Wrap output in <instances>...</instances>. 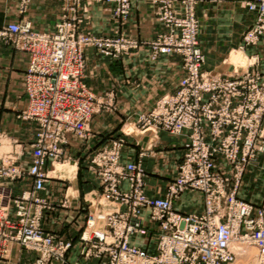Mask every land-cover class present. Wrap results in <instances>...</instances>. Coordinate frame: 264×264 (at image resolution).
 Instances as JSON below:
<instances>
[{
  "label": "built area",
  "instance_id": "1",
  "mask_svg": "<svg viewBox=\"0 0 264 264\" xmlns=\"http://www.w3.org/2000/svg\"><path fill=\"white\" fill-rule=\"evenodd\" d=\"M64 1L63 11L73 13L83 2L114 3L116 19H124L131 4V0ZM196 1L154 0L166 32L150 44V57L180 54L184 77L173 94L161 97L136 119L142 129L188 133L177 175L164 198H150L144 192L145 173L140 164L120 161L125 139L111 138L99 148L90 168L99 180L98 197L114 207L105 214L88 215L81 237L87 260L96 259L99 264H236L242 257L234 246L238 243L254 251L255 264H264V199L254 206L237 197L247 167L264 153V72L213 75L202 71L205 57L197 40ZM28 2L23 0L20 13ZM244 5L256 19L243 41L255 45L264 36V0H247ZM79 24L76 15L63 12L53 33L35 32L27 22L0 29L2 39L28 56L27 106L19 117L38 127L28 169L20 164L25 150L17 140L9 141L10 150L0 154V259L17 245L35 255L34 264H65L71 247L70 242L45 233L41 225L42 212L52 209V203L36 196L49 179L46 163L67 158L69 135L87 140L92 116L108 109L111 102L112 94L96 96L84 83L85 49L93 47L116 58L138 47L136 41L122 37L80 33ZM22 180L31 190L13 197L9 185ZM123 182L128 183L127 190L119 188ZM185 192L202 196L200 213L174 210L173 202ZM146 209L157 235L154 254L129 243L132 237L148 235L142 220Z\"/></svg>",
  "mask_w": 264,
  "mask_h": 264
},
{
  "label": "crops",
  "instance_id": "2",
  "mask_svg": "<svg viewBox=\"0 0 264 264\" xmlns=\"http://www.w3.org/2000/svg\"><path fill=\"white\" fill-rule=\"evenodd\" d=\"M131 11L126 19L113 17L116 5L111 2L83 3L76 11L79 17V32L96 37H130L152 41L164 29L156 18L157 6L150 0H131ZM20 0H0V29L11 24L27 22L35 32L53 33L64 8L63 0H30L27 9L19 13ZM199 20V45L205 57L202 71L216 75H234L239 71L264 72V37L257 45L243 46L242 37L254 22L255 15L241 6V0H202L196 8ZM233 53L253 60L254 66L240 67L231 62ZM150 49L142 46L119 59L104 56L88 47L84 51V83L96 96L106 92L115 94L118 111L101 112L92 116L88 129L90 135L84 142L69 136L67 146L69 163L54 167L49 162L45 167L49 179L45 189L36 196L55 205L44 212L45 230L61 235L72 242L68 261L78 259L79 236L90 213L99 212V203L93 195L99 191L96 176L89 170V163L96 149L109 137L125 136L126 144L121 150V163L137 162L146 172L144 179L146 194L151 198L164 196L167 185L176 175L182 161L187 132L172 136L165 132H141L135 121L141 113L149 111L158 99L173 94L183 76L180 55L171 53L150 60ZM28 56L14 49L0 37V135L4 142L17 140L25 150L20 164L24 169L30 165V145L33 143L37 125L24 121L19 116L26 109L24 75ZM264 137V121L262 124ZM131 128L133 133H127ZM133 128V129H132ZM74 165V174L65 176V168ZM57 167L62 170L57 171ZM54 172L58 175L52 176ZM127 187V183L121 185ZM11 195L18 196L30 190L24 180L10 185ZM237 197L254 206L264 199V153L250 164L242 178ZM95 205L94 211L92 207ZM114 207L109 204V208ZM174 210L182 214L200 213L203 209L202 196L185 192L173 203ZM143 221L148 224L149 210H144ZM155 237V233H152ZM147 239L133 238L132 244L144 245ZM155 240L151 237L149 252ZM35 259L33 254L11 246L6 261L0 264H27ZM84 264H96L95 261Z\"/></svg>",
  "mask_w": 264,
  "mask_h": 264
},
{
  "label": "rangeland",
  "instance_id": "3",
  "mask_svg": "<svg viewBox=\"0 0 264 264\" xmlns=\"http://www.w3.org/2000/svg\"><path fill=\"white\" fill-rule=\"evenodd\" d=\"M151 2H153L154 4H156L155 2H154V0H150ZM202 0H197L196 1V4L194 5V14H195V18H196V20H197V22H198V33H197V40H198V45H199V20H198V18H197V16H196V8H197V6H198V4L201 2ZM247 0H241V6L245 9V10H247L248 12H250L246 7H245V5H244V2H246ZM29 2H30V0H29ZM29 2H28V4H29ZM132 2V1H131ZM158 2V1H157ZM63 3L65 4V1L63 0ZM83 3H85V2H83ZM82 3V4H83ZM21 4H23V0H20V5H19V13H20V11H21ZM28 4L26 5V8H25V10L27 9V6H28ZM132 4V3H131ZM131 4H130V11H131ZM177 5H180V4H177ZM156 6H157V9H156V18H157V21L159 22V20H158V17H157V12H158V10H159V4L157 3L156 4ZM80 8H82V6L80 7ZM116 8V7H115ZM64 9V8H63ZM63 9H62V13L64 12V13H66V14H68L69 16H74V15H76V11L73 13V12H69V10H65V11H63ZM115 11V10H114ZM130 11H129V13L127 14V16L130 14ZM114 13V12H113ZM252 13V12H251ZM254 15H255V18H254V22H255V19H256V14L255 13H253ZM127 16L124 18V19H126L127 18ZM76 17H77V19H79V17L76 15ZM115 18V17H114ZM116 19V18H115ZM59 20V19H58ZM120 20H123L122 18L120 19ZM254 22H253V24L251 25V27L249 28V29H251L252 28V26L254 25ZM160 23V22H159ZM161 24V23H160ZM161 26L163 27V29H164V31L163 32H161V33H159L152 41L150 40V41H145V40H137V39H134V38H130V37H123V36H120V37H122V38H125V39H129V40H133V41H136L137 43H138V47L136 48V49H132L131 51H129L127 54H125V55H128V54H130V53H132L133 51H135V50H138L140 47H142V46H148L149 47V49H150V51H151V48H150V44L152 43V42H154V41H156L157 40V38H158V36L160 35V34H164L165 32H166V29L164 28V26L161 24ZM248 29V30H249ZM78 30H79V26H78ZM247 30V31H248ZM247 31H245V33H244V35H243V37L245 36V34L247 33ZM83 34H89V33H83ZM96 37V36H95ZM120 37H109V38H120ZM243 37H242V44H243V46H250V45H245L244 44V41H243ZM262 37H264V36H262ZM261 37V38H262ZM260 38V39H261ZM260 39H259V41H260ZM258 41V42H259ZM258 42H257V44H258ZM257 44H255V45H257ZM252 46H254V45H252ZM93 48V47H92ZM199 48H200V45H199ZM95 49V48H94ZM200 50H201V48H200ZM202 52V51H201ZM175 54H177V55H180V54H178V53H175ZM203 54V53H202ZM124 54L123 55H120V56H118V57H116V59H119V58H121L122 56H125ZM181 56V55H180ZM150 57V56H149ZM112 58H114V57H112ZM158 58V57H157ZM156 58V59H157ZM156 59H154V60H152L151 59V57H150V60L151 61H155ZM181 59H182V56H181ZM231 62L232 63H234L236 66H240V67H243V68H245V67H248V66H254L255 65V63L256 62H254L253 60H251V59H249V58H247L246 56H243V55H241V53H233L232 54V57H231ZM84 71H85V69H84ZM182 71H183V61H182ZM242 71V70H241ZM241 71H239V72H241ZM247 71V70H246ZM248 71H252V70H248ZM254 71H256V70H254ZM205 72V71H204ZM257 72H259V71H257ZM208 73H211V74H213V75H216L215 73H213V72H208ZM184 77V71H183V76H182V78ZM181 78V79H182ZM181 79H180V81H181ZM179 81V82H180ZM178 82V83H179ZM86 85V84H85ZM105 94H112V97H111V102H108V104H109V106H108V109H105V108H103L100 112H98V113H101V112H108V113H116L117 111H118V108H117V104H116V102H115V94L113 93V92H106ZM104 94V95H105ZM159 100V99H158ZM157 100V101H158ZM156 101V102H157ZM145 113V112H144ZM142 114V113H141ZM135 126L141 131V132H145V131H152L153 133H155V132H159V131H161V130H153V129H142V128H140L139 126H137L136 125V121H135ZM263 126V125H262ZM37 127V126H36ZM130 130H131V128H129ZM133 129V128H132ZM37 130H38V127H37ZM161 132H165V131H161ZM127 133H133V131L131 130V132H129V130H127ZM165 133H167V132H165ZM36 134H37V132H36ZM169 135H172V136H177V135H173V134H170V133H168ZM181 135V134H180ZM69 136H71V135H69ZM69 136H68V138H69ZM114 137H122L123 139H125V136H113V137H109L108 139H107V141H106V143L111 139V138H114ZM35 140H36V137H35V139H34V141H33V143L35 142ZM86 141V140H85ZM126 141V140H125ZM80 142H84V141H80ZM32 143V144H33ZM106 143H104L103 145H101V146H99L97 149H96V151L93 153V155H92V157H91V159H90V163H89V170H91L92 172H93V174L96 176V174L94 173V171L90 168V165H91V160H92V158H93V156H94V154L97 152V150L99 149V148H101L102 146H104ZM32 144L30 145V153L32 154V150H31V146H32ZM124 147V146H123ZM122 147V148H123ZM10 150V147H9V145H8V142H4L3 143V146L0 148V154H2V153H4V152H7V151H9ZM68 150V149H67ZM122 150V149H121ZM68 154V153H67ZM184 155V154H183ZM120 157H121V155H120ZM68 159V157L66 158V159H62V160H60V161H56V162H54V163H52V162H50V161H48L50 164H52V166L54 167V165L55 166H58L59 164L60 165H66V164H69V163H64L63 164V161H65V160H67ZM183 159V158H182ZM47 162V163H48ZM182 162V161H181ZM47 163H46V166H47ZM131 163V162H130ZM133 163H137V162H133ZM139 164V163H138ZM30 165H31V157H30ZM29 165V166H30ZM59 165V166H60ZM180 165V164H179ZM45 166V167H46ZM141 166V165H140ZM53 167L51 168V169H49L48 170V172L50 173L52 170H53ZM141 168H142V166H141ZM143 169V168H142ZM45 170V173L47 174V176H48V178H49V173L46 171V169H44ZM60 170H62V167H57V171H60ZM144 170V169H143ZM177 172H178V168H177ZM177 172H176V175H177ZM58 173V172H57ZM144 173H145V176H146V172H145V170H144ZM176 175H175V177H176ZM52 176H54V175H52ZM145 176H144V179H145ZM71 177V176H70ZM174 177V178H175ZM174 178H173V180H174ZM96 179H97V182H98V184H99V180H98V177L96 176ZM172 180V181H173ZM171 181V182H172ZM15 182H17V181H15ZM14 182V183H15ZM143 182H144V180H143ZM170 182V183H171ZM123 183H127V182H123ZM122 183V184H123ZM169 183V184H170ZM121 184V185H122ZM168 184V185H169ZM241 184H242V182H241ZM121 185H119V188L121 189V190H127L128 188H129V186H128V183H127V187L126 188H122L121 187ZM168 185H167V187H168ZM167 187H166V189H167ZM240 187H241V185H240ZM9 188H10V185H9ZM240 189V188H239ZM31 190V189H30ZM30 190H28V191H30ZM144 192H145V194H146V189H145V182H144ZM165 192H166V190H165ZM194 193H197V192H194ZM22 194V193H21ZM99 194H100V185H99V191H98V193L97 194H95V195H93V198H92V200H93V202L94 203H96V201H98L99 200V202H97V204L99 203V212H97L99 215H101V213H108L109 211H111L112 209H113V207L110 209L109 208V204L110 203H106V202H104V200H100V198L98 197L99 196ZM199 194V193H198ZM147 195V194H146ZM19 196V195H18ZM148 196V195H147ZM164 196H165V193H164ZM164 196L163 197H161V198H164ZM13 197H15V196H13ZM148 197H150V196H148ZM151 198V197H150ZM156 199V198H155ZM203 201V200H202ZM49 202V201H48ZM51 203V202H50ZM174 203V202H173ZM262 203V202H261ZM55 208V205H53L52 204V209L51 210H44L43 212H42V219H41V225H42V228H43V230L45 231V233H47V234H50V235H53V236H56L57 238H59V239H61V240H63V241H67V242H70V244H71V247H70V249L68 250V252L66 253V256H65V264H71L69 261H68V258H67V256H68V253H69V251L71 250V248H72V242L71 241H69V240H66V239H64L61 235H59V234H56V233H53V232H49V231H47V230H45V227L43 226V219H44V212L46 211H49V212H51L53 209ZM146 210H149V209H146ZM203 210V209H202ZM9 215L11 216V217H13L14 216V207L12 206V205H10V207H9ZM150 213V212H149ZM149 213H148V220H147V222H148V224H144V221H143V225L147 228V229H149V233H148V235L147 236H145V237H132L131 239H130V241H129V243L131 244V245H134V246H136V247H138V248H140L141 250H144V251H146L148 254H152V252L150 251L149 252V250H148V246L150 245V239H151V237L155 240L154 242H153V248L155 247V249H156V243H157V235H155V237L152 235V233H155V231H152V225L150 224V221H149ZM143 214V213H142ZM190 214H198V213H190ZM143 216V215H142ZM100 217V216H99ZM88 218V217H87ZM142 219H143V217H142ZM86 221H87V219H86ZM85 224H86V222H85ZM85 227V226H84ZM84 229V228H83ZM83 232V231H82ZM81 237H82V233H81V235L79 236V243H80V247H79V249H78V259L76 260V261H74L72 264H84L85 262H90V261H95L96 262V264H99V262L96 260V259H91V260H87V259H85V257H84V251H85V247L83 246V242H82V239H81ZM133 238H142V239H147L146 240V243H144V245H142V246H138V245H136V244H132V239ZM15 247H18V248H20V249H22V250H24L23 248H21V247H19V246H17V245H14ZM25 252H27L26 250H24ZM10 252H11V250H10ZM10 252H9V254H10ZM28 253V252H27ZM8 254V255H9ZM28 254H31V253H28ZM7 255V256H8ZM34 255V254H33ZM7 256H6V258L5 259H0V262H2V261H6V259H7ZM35 256V255H34ZM239 260L240 259H238V261L236 262V264H239ZM27 264H34V260L33 261H31V262H28Z\"/></svg>",
  "mask_w": 264,
  "mask_h": 264
},
{
  "label": "bare ground",
  "instance_id": "4",
  "mask_svg": "<svg viewBox=\"0 0 264 264\" xmlns=\"http://www.w3.org/2000/svg\"><path fill=\"white\" fill-rule=\"evenodd\" d=\"M129 132H131L130 129H128ZM65 170L67 171L65 173V176H72V174H74V165H69L65 168ZM52 175H58L57 172H54ZM104 202L106 203H110L109 200H106L104 199ZM93 223L96 224V219L95 221H93ZM235 248H237L238 250H240L242 252V257L240 258L239 260V264H255L256 261H255V258H254V251H248V250H245L244 246H242L241 244H235L234 245Z\"/></svg>",
  "mask_w": 264,
  "mask_h": 264
},
{
  "label": "water",
  "instance_id": "5",
  "mask_svg": "<svg viewBox=\"0 0 264 264\" xmlns=\"http://www.w3.org/2000/svg\"><path fill=\"white\" fill-rule=\"evenodd\" d=\"M94 208H95V205H93V207H92V209H91V210H92V211H94Z\"/></svg>",
  "mask_w": 264,
  "mask_h": 264
}]
</instances>
